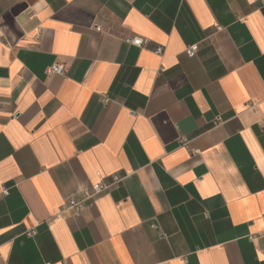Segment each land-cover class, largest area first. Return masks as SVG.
<instances>
[{
	"label": "crops",
	"instance_id": "crops-1",
	"mask_svg": "<svg viewBox=\"0 0 264 264\" xmlns=\"http://www.w3.org/2000/svg\"><path fill=\"white\" fill-rule=\"evenodd\" d=\"M263 2L0 0V264H264Z\"/></svg>",
	"mask_w": 264,
	"mask_h": 264
},
{
	"label": "built area",
	"instance_id": "built-area-1",
	"mask_svg": "<svg viewBox=\"0 0 264 264\" xmlns=\"http://www.w3.org/2000/svg\"><path fill=\"white\" fill-rule=\"evenodd\" d=\"M264 6V2L262 4ZM96 31H100V27L96 26L95 28ZM125 42L131 45H135L140 47L143 43V39L141 37H129L125 39ZM197 50V46L196 45H191L189 47H187L185 49V54L188 56H193L195 55ZM162 52V48L159 47L156 49L155 53L157 54H161ZM65 73V67L61 64H52L48 67L47 69V74L48 75H64ZM218 122H220V119H218ZM216 122V123H218ZM262 128H264V124L261 125ZM120 181V179L118 177H114L113 182L111 184H104L102 182L96 183L94 184L90 189H85L82 191V195L80 198H70L66 201V203L63 206V210L64 211H71L75 214H80L82 212V210L85 208L86 206V202L90 199H92L93 197L103 193L104 191H106L111 185H115L116 183H118ZM5 195H7V188H0V197H4Z\"/></svg>",
	"mask_w": 264,
	"mask_h": 264
}]
</instances>
